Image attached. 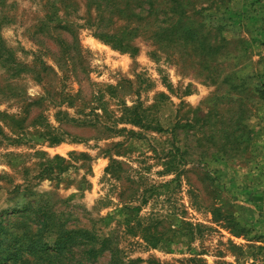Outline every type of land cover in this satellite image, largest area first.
Listing matches in <instances>:
<instances>
[{
	"label": "rangeland",
	"instance_id": "374dc122",
	"mask_svg": "<svg viewBox=\"0 0 264 264\" xmlns=\"http://www.w3.org/2000/svg\"><path fill=\"white\" fill-rule=\"evenodd\" d=\"M0 264H264V0H0Z\"/></svg>",
	"mask_w": 264,
	"mask_h": 264
},
{
	"label": "trees",
	"instance_id": "16d2710c",
	"mask_svg": "<svg viewBox=\"0 0 264 264\" xmlns=\"http://www.w3.org/2000/svg\"><path fill=\"white\" fill-rule=\"evenodd\" d=\"M108 3L110 2V0H106Z\"/></svg>",
	"mask_w": 264,
	"mask_h": 264
}]
</instances>
